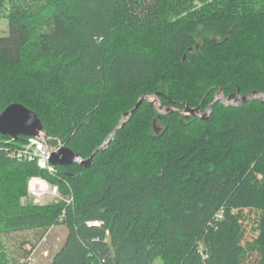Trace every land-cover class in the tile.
Wrapping results in <instances>:
<instances>
[{
	"label": "trees",
	"instance_id": "obj_1",
	"mask_svg": "<svg viewBox=\"0 0 264 264\" xmlns=\"http://www.w3.org/2000/svg\"><path fill=\"white\" fill-rule=\"evenodd\" d=\"M51 1L0 0V10L10 8V34L0 37V115L21 104L51 146L83 160L99 151L90 168L57 166L51 175L11 156L27 137L0 134V236L37 231L41 240L66 225L51 264H264V103L216 102L201 119L162 115L146 99L125 118L145 95L205 113L222 95L264 94L262 37L246 32L249 1L73 0L39 27ZM255 18L264 33V9ZM127 20L149 52L114 51ZM42 62L48 72L36 69ZM32 175L74 202L21 204ZM247 211L258 234L250 242ZM27 244L30 260L35 246Z\"/></svg>",
	"mask_w": 264,
	"mask_h": 264
},
{
	"label": "rangeland",
	"instance_id": "obj_2",
	"mask_svg": "<svg viewBox=\"0 0 264 264\" xmlns=\"http://www.w3.org/2000/svg\"><path fill=\"white\" fill-rule=\"evenodd\" d=\"M249 1L248 10H245L247 14H250L253 19L252 22H248L249 25L246 28L247 35L252 37L258 34L262 38V42L264 45V38L261 31V26L255 18L257 12H260L264 9V0H247ZM74 2L73 0H52L51 5H49L42 15V17L36 22V25L39 27L43 26L46 21L52 19L55 15H63L67 13L68 6L70 3ZM66 5V6H65ZM64 7V8H63ZM9 5L5 4L3 8L0 10V37H7L10 34L9 28ZM64 9V12L62 11ZM62 13V14H61ZM70 15V14H69ZM65 17V16H64ZM123 29L119 31L115 38L112 47L114 51L117 52L119 50L131 48V49H139L144 53L149 52L146 47L141 44V36L138 30L130 27V23L127 20L122 27ZM42 29V28H40ZM136 32L137 34L133 33ZM137 36V37H136ZM145 36V35H144ZM141 39H140V38ZM146 43V42H145ZM147 44V43H146ZM51 67L53 66V61H50ZM36 69L39 72H48L45 63L37 64ZM154 101V99H151ZM124 124L126 119L121 120ZM123 124V125H124ZM158 126V125H157ZM159 127V126H158ZM49 142V141H48ZM59 146L64 147L62 143H59ZM243 157H240L237 161H241ZM49 182L42 176L32 175L28 178L26 184V192L20 198V203L25 204H34L38 206H48L53 205L51 200H36L32 198L30 191L33 187L43 186L44 182ZM50 183V182H49ZM246 226H247V238L246 241H253L257 237L256 229V214L253 212H246ZM69 231L66 225H53L49 228L48 232L45 234L44 238L38 239L37 231H25V232H13L9 234H4L0 236V250L6 257L5 264H51L54 256L62 249L64 246L66 239L68 237ZM29 242V244L25 245L24 249L31 250L32 246H35V250L31 255L30 260L25 259L23 255V243Z\"/></svg>",
	"mask_w": 264,
	"mask_h": 264
},
{
	"label": "water",
	"instance_id": "obj_3",
	"mask_svg": "<svg viewBox=\"0 0 264 264\" xmlns=\"http://www.w3.org/2000/svg\"><path fill=\"white\" fill-rule=\"evenodd\" d=\"M148 99L152 104L156 105L157 110L162 115H169L172 113H178L182 116H190L192 118H201L208 119L213 113V107L216 102H222L227 106H242L251 101H260L264 103V94L260 93H250L249 95L243 96L238 92L235 95L226 97L222 95L209 107L207 112H203L201 108L192 109L188 106L184 110H178L175 107H163L160 104V100L157 96L150 98L145 95L139 101L138 105L130 113L125 114V118L133 115L138 107ZM151 99H154L152 101ZM122 122V126H123ZM154 129L157 134H159L162 129L157 126V122L154 123ZM41 133L45 135V138L48 140V136L44 131L41 120L38 116L31 110L27 109L21 104H12L10 105L1 115H0V134L3 136L10 137L14 140H19L21 137H37ZM116 132L112 136H115ZM107 143L104 145L106 147ZM99 150H97L98 152ZM96 152V153H97ZM95 153V154H96ZM95 154L88 160H83L79 154L72 152L71 149L62 147L57 153H54L51 158V163L54 166L60 167H70L76 164H81L84 167L90 168L93 164Z\"/></svg>",
	"mask_w": 264,
	"mask_h": 264
},
{
	"label": "built area",
	"instance_id": "obj_4",
	"mask_svg": "<svg viewBox=\"0 0 264 264\" xmlns=\"http://www.w3.org/2000/svg\"><path fill=\"white\" fill-rule=\"evenodd\" d=\"M62 147L51 146L45 135L41 133L37 137L28 138V141L22 148L18 149L11 156L18 161H27L36 163L41 170L54 175L57 173V168L51 163V158L54 153H57ZM43 186L33 187L30 191L32 198L36 200H51L53 204L66 203L71 205L74 202L73 195L64 196L58 185H52L49 182H44ZM222 216L219 215L218 219ZM91 226H98V223H90Z\"/></svg>",
	"mask_w": 264,
	"mask_h": 264
},
{
	"label": "bare ground",
	"instance_id": "obj_5",
	"mask_svg": "<svg viewBox=\"0 0 264 264\" xmlns=\"http://www.w3.org/2000/svg\"><path fill=\"white\" fill-rule=\"evenodd\" d=\"M22 162H27V161H22Z\"/></svg>",
	"mask_w": 264,
	"mask_h": 264
}]
</instances>
